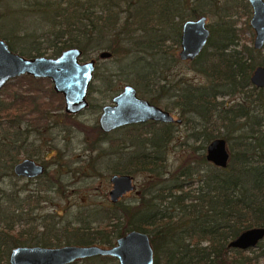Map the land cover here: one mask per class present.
I'll return each mask as SVG.
<instances>
[{"label": "trees", "instance_id": "1", "mask_svg": "<svg viewBox=\"0 0 264 264\" xmlns=\"http://www.w3.org/2000/svg\"><path fill=\"white\" fill-rule=\"evenodd\" d=\"M14 1L0 0V8ZM25 1L30 16L15 18L12 14L17 10L0 11V37L12 51L27 57L49 52L55 57L69 47L81 49L82 56L108 50L112 54L108 64L117 65H107L102 79L108 96L128 81L139 96L174 111L181 123L148 121L110 133L93 126L101 135L97 140L108 145V157L114 156L110 172L134 179L143 173L146 180L135 202L121 199L112 204L108 199L103 217L98 209L80 218L82 224L76 227L66 225L57 231L60 221L56 219L53 228L43 231L19 228L48 216L37 212L45 200L39 194L48 191L43 178L54 177L45 164L42 175L27 179L36 180V186L23 188L24 198L19 196L21 189L9 193L0 189V264H8L11 249L19 245L97 243L110 247L131 230L149 235L153 264H260L264 238L247 250L228 246L242 231L264 227V87L250 82L254 68L264 65V46L256 50L250 43L253 33L247 0L221 6L216 0ZM212 10L217 19L209 26L208 42L194 60L187 61L200 78L194 82L172 71L181 62L177 57L181 24L206 17ZM235 16L245 18L250 42L242 40ZM45 80L22 75L0 91V182L7 175L22 179L14 175L13 165L23 156H35L34 145L28 142L32 133L39 132L34 120L49 114L48 100L41 96L54 94ZM27 121L33 126L31 131ZM179 126H185L188 133L184 136L187 149L170 169L166 152L169 144L181 139L173 134ZM113 133L117 136L111 137ZM216 137L224 138L229 147L225 168L205 158L206 144ZM98 220L102 231L87 227ZM71 264L117 262L95 256Z\"/></svg>", "mask_w": 264, "mask_h": 264}, {"label": "water", "instance_id": "2", "mask_svg": "<svg viewBox=\"0 0 264 264\" xmlns=\"http://www.w3.org/2000/svg\"><path fill=\"white\" fill-rule=\"evenodd\" d=\"M251 16L249 25L253 30L252 46L256 50L264 46V0H247ZM210 36L205 16L187 19L181 24L178 58L181 61L194 60L204 49ZM78 47L63 49L55 57H26L12 51L0 37V90L12 79L28 75L48 79L52 90L62 96L64 112L76 115L89 105L87 94L96 70L97 59H109L108 50H100L96 57L85 61ZM256 88L264 87V66H256L250 76ZM181 123V118L138 95L132 84H125L111 97L109 104H103L98 116V127L103 133H110L120 127L145 123ZM205 158L212 165L225 168L229 151L224 138L210 140L205 148ZM42 163L24 157L13 165L15 176L35 179L44 173ZM107 192L110 203L115 204L126 194L136 189L135 179L129 174H111ZM264 238V227L248 228L232 239L228 246L247 250L257 246ZM95 256H108L117 264H153L154 254L147 233L131 230L118 237L110 247L98 244L60 246L19 245L11 249L8 264H71Z\"/></svg>", "mask_w": 264, "mask_h": 264}, {"label": "rangeland", "instance_id": "3", "mask_svg": "<svg viewBox=\"0 0 264 264\" xmlns=\"http://www.w3.org/2000/svg\"><path fill=\"white\" fill-rule=\"evenodd\" d=\"M216 1H218V5L221 6L234 0ZM206 2L207 1H205V3ZM8 10L10 12L17 10L15 14H12L15 18L21 17L22 14L27 13H29V16L31 15L30 9L26 5L25 0H15L14 3H7L6 6L0 8V11L3 13H7ZM11 18L12 16L8 17V19ZM216 19L217 16L213 10L212 12H208L206 15L208 28L211 24L216 22ZM244 19L245 18H239V16H235V18L233 17V20H236L238 27H240L242 40L249 41L250 34L246 31ZM1 21L2 19L0 17V24ZM252 42L253 37L250 42L251 45ZM97 53L98 51L87 52L82 57L81 61L96 57ZM44 55L52 57L49 52H46ZM262 55L264 57V49L262 50ZM107 65L112 68L117 67L114 62L108 64V59H97V70H95L87 94L89 105L86 109L76 115L67 114L69 117L65 116L66 113L63 110L64 102L60 94L53 92L54 94L49 95V97L41 96L45 100H48L49 114L48 117L42 116L41 118H36V120H34L36 121L34 124L36 126L34 127H36L39 132H37L36 135H33L32 133L29 136L28 142L29 145L30 143L34 145L35 156L32 158L45 164L47 171L54 176H44L43 181L46 185L43 188H48V191H42L39 194L42 195L45 200L42 198L43 201L39 203L37 212L40 215L46 214L48 216L37 221L38 224L34 221H27V225L22 224L19 228L22 227L32 231H43L49 227L53 228L52 224L57 219L60 221V223L57 224L60 228L58 229L56 227V230L58 231L63 230L66 225H73L75 227L81 225L80 218L84 217L85 214L89 216V214H92L98 209L99 212H97V214L99 213L102 217L104 216L105 211L102 210V207L110 204L107 192L111 187L109 177L112 173L110 172L108 165L114 161V156L111 155L108 157L106 154V148L108 149V145L107 143H101L97 140L101 135L93 130V126L98 125L100 107L103 104H109L111 100V96H108L107 88L104 85L105 82H102L103 77L107 75ZM172 71L175 74L180 73V75H183L184 77L191 78L194 82L200 81L199 76L190 70L187 61L179 62ZM97 72L98 75L96 76ZM45 81L49 87H52L48 79ZM121 84L125 85L132 83L124 81ZM122 85L120 86V89ZM116 93L117 92L115 91L113 95ZM1 96L2 95H0V97ZM159 106L164 109L163 103H160ZM167 110L170 111L171 109ZM170 112L177 115L174 111ZM27 123L31 131L33 126L28 121ZM185 133H187L185 126H179L174 129V136L177 137L180 135L182 137L178 140L177 144H169L168 146L166 157L170 169H174L177 165V156L182 155L183 151L187 149L184 140ZM110 136L115 137L117 134L113 133ZM22 158H24V156ZM144 180H146V175L143 173L135 177L136 189L122 198L123 203H133L137 200V196L142 189L141 184ZM35 181L36 180L27 182V179L24 178L17 180L7 175L1 180L0 189L6 190L7 193L13 188L21 189V191H19V196L24 198L25 196H22L25 193H22L25 191L23 188L26 190L35 188ZM12 184L16 186L14 187ZM50 187L51 189H49ZM35 196H37V194H34V197ZM17 202L18 199H16V203ZM30 211L32 210L30 209ZM49 216H52L53 219L49 218ZM86 225L89 228H93L96 232L102 231L100 230L102 228L99 220L93 224ZM247 253L249 254L251 251H247ZM260 264H264V260H261Z\"/></svg>", "mask_w": 264, "mask_h": 264}, {"label": "flooded vegetation", "instance_id": "4", "mask_svg": "<svg viewBox=\"0 0 264 264\" xmlns=\"http://www.w3.org/2000/svg\"><path fill=\"white\" fill-rule=\"evenodd\" d=\"M97 62V61H96ZM95 66L97 67V63H95ZM101 108V107H100ZM17 177V176H16Z\"/></svg>", "mask_w": 264, "mask_h": 264}, {"label": "bare ground", "instance_id": "5", "mask_svg": "<svg viewBox=\"0 0 264 264\" xmlns=\"http://www.w3.org/2000/svg\"><path fill=\"white\" fill-rule=\"evenodd\" d=\"M210 31V30H209ZM208 42V41H207ZM205 48V47H204ZM97 63V62H96ZM228 148V147H227Z\"/></svg>", "mask_w": 264, "mask_h": 264}]
</instances>
